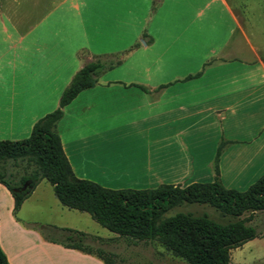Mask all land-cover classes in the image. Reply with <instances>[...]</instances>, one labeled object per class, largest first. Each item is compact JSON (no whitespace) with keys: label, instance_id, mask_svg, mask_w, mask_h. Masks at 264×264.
I'll return each mask as SVG.
<instances>
[{"label":"crops","instance_id":"obj_1","mask_svg":"<svg viewBox=\"0 0 264 264\" xmlns=\"http://www.w3.org/2000/svg\"><path fill=\"white\" fill-rule=\"evenodd\" d=\"M247 1L0 0V140L27 138L84 64L115 60L57 122L73 173L111 189L217 176L245 190L264 174V51ZM93 236L128 262L108 245L116 233ZM0 247L9 264H106L22 223L1 183Z\"/></svg>","mask_w":264,"mask_h":264},{"label":"trees","instance_id":"obj_2","mask_svg":"<svg viewBox=\"0 0 264 264\" xmlns=\"http://www.w3.org/2000/svg\"><path fill=\"white\" fill-rule=\"evenodd\" d=\"M116 63L100 59L87 62L62 91L58 106L33 124L27 138L0 140V183L13 198V214L35 186L46 179L62 205L89 213L99 225L120 237L133 242L156 241L187 264H229L231 249L257 236L256 229L247 222L256 211H264V174L245 190H236L223 186L217 176L210 182L182 187L161 184L151 189H111L73 173L56 129L62 109L81 90L93 86L103 70ZM7 160L24 161V172L16 178L8 176L4 170ZM215 171L217 174V168ZM185 202L208 204L234 219L222 223L206 214L164 215L170 208ZM244 213L248 214L241 217ZM62 229L66 232L65 239L43 236L65 247L95 255L106 264H126L116 253L85 242L88 234ZM0 264H9L1 247Z\"/></svg>","mask_w":264,"mask_h":264},{"label":"rangeland","instance_id":"obj_3","mask_svg":"<svg viewBox=\"0 0 264 264\" xmlns=\"http://www.w3.org/2000/svg\"><path fill=\"white\" fill-rule=\"evenodd\" d=\"M247 7L244 27L251 43L263 52L264 0H248ZM49 12H51L50 8L44 9L45 15ZM24 168L25 162L21 160H7L4 163L5 172L14 178L22 174ZM177 212H190L195 215L206 214L211 219L222 223L234 219L229 215H222L208 204L187 202L170 208L164 215L169 216ZM247 214L244 213L241 217ZM17 217L25 225H37L44 236L53 239L66 238V232L62 228L82 231L89 235L85 242L92 246H95L96 239H99L93 235L107 237L113 234L92 219L89 213L63 206L54 195L52 186L46 179L40 181L35 195L23 201L17 211ZM247 223L256 229L257 236L241 246L231 249L229 264H264V211H256L252 220ZM107 242L110 248L129 259L126 264H180L172 255L171 257L164 256L169 253L158 242L151 244L140 242L137 247H128L125 240L119 236L109 237Z\"/></svg>","mask_w":264,"mask_h":264}]
</instances>
